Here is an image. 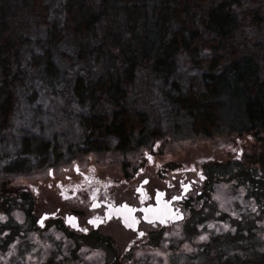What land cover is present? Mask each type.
Segmentation results:
<instances>
[{"label": "trees", "instance_id": "trees-1", "mask_svg": "<svg viewBox=\"0 0 264 264\" xmlns=\"http://www.w3.org/2000/svg\"><path fill=\"white\" fill-rule=\"evenodd\" d=\"M181 128L264 136V0H0V175Z\"/></svg>", "mask_w": 264, "mask_h": 264}, {"label": "rangeland", "instance_id": "rangeland-1", "mask_svg": "<svg viewBox=\"0 0 264 264\" xmlns=\"http://www.w3.org/2000/svg\"><path fill=\"white\" fill-rule=\"evenodd\" d=\"M43 105L45 109L55 110L67 104L62 97L58 99L49 97L45 103L43 102ZM155 140L151 141V143L147 141L148 146L146 143L144 148L137 150L113 148L109 151L106 150V152H90L79 157L75 156L77 160L69 163L60 164V161H54L38 172L33 171L32 173L9 176L0 175V192H10L8 196H11V198L16 197L18 194L31 198L30 201L33 202V206L30 207L31 209H28V207L27 211L33 213L32 216L42 211H51L57 207H63L66 202L60 200V188L55 184L54 178L62 180V186L68 182L74 183L78 180L74 175L76 166L80 171L86 172L88 177L94 182L101 183L107 189L110 187L113 196L119 197L120 194L131 196L134 193L137 182L140 180L136 175L138 164L145 158L143 153L146 151L152 153L151 150L155 148L157 154H154V164L150 165L147 161L144 163V176H150L153 183L156 182V166L163 159L168 160L169 177L176 168L183 167L187 169L192 166L197 168L210 166L214 170L217 169V175L222 174L221 179L217 178V185L214 191L204 195L207 199H210L209 209L206 210L201 207L191 210L189 220L199 222L200 231L195 234L193 233L196 231L195 227H190L187 224L184 226L186 240L180 247V257L187 255L189 257L193 251L197 250L195 243L205 239L204 235L199 236V234L207 232L206 228L209 225L203 221L201 222L200 219L202 215H206L209 222L213 220L215 218V205H217L220 208V211H217L219 214L217 217L218 222L221 221L223 223V218H228L225 224L214 226L216 230L220 231V233H217V238H225V236H222L225 229L228 230L226 234L229 235L227 241H230L227 246L221 247L220 250H224L225 254L231 251L235 258L232 264H263L264 136L254 134H218L204 137L188 134L181 128V130H176L174 134L169 133V135L166 134ZM86 167L91 171L86 170ZM225 169H228L227 178H225ZM235 169L237 170L235 171ZM49 170H52V177L49 176ZM66 176H70L69 181L65 180ZM85 193L84 190H80L77 192V196L85 197ZM212 198L216 199V204L212 202ZM7 202H12V199L7 200ZM2 209L3 202L0 201V212H3ZM10 209H8L10 213L0 215V222H3V228L5 232L9 233V235L2 234L3 237L0 238V244L13 234H16L22 228L20 224L28 223L31 218L28 214L26 215L25 210L14 207ZM223 211H227L229 215L223 213ZM31 213L29 214L31 215ZM110 231L113 232V237L115 238V240L113 239L115 241L114 246L117 248L118 254H123L126 241L125 235L116 226H111ZM201 237H204V239H201ZM40 245L42 243L33 245L21 242L16 247L10 246L5 249L3 263L0 264H19L18 260L20 259H23L20 264H37V262H31L40 256H51V259L58 258L57 249H53L50 252L45 247H40ZM211 248L213 249L214 246L205 245L201 248L202 253L200 256L202 259L200 264H209L208 262L211 259L209 250ZM215 248L217 252L218 247L215 246ZM226 248H229V250H226ZM240 251L244 253L245 261H241L239 259L240 256L236 258L237 255H240ZM147 252L152 256H146L145 251L137 249L136 260L132 263L126 262L123 264H153L152 261H157V264H161L158 261L161 254L160 250L147 249ZM88 257V263L86 264H99L101 262L96 255L91 254ZM109 258L110 253L108 252L106 260ZM38 260L43 261V259ZM150 260L152 261L150 262ZM217 261L219 262L218 264H225V260L218 257ZM109 263L106 262V264Z\"/></svg>", "mask_w": 264, "mask_h": 264}, {"label": "flooded vegetation", "instance_id": "flooded-vegetation-1", "mask_svg": "<svg viewBox=\"0 0 264 264\" xmlns=\"http://www.w3.org/2000/svg\"><path fill=\"white\" fill-rule=\"evenodd\" d=\"M144 146L146 144L137 149L144 148ZM90 152L101 151L78 152L71 158L60 161V164L77 160L75 156L79 157ZM151 152L143 153L145 158L138 164L136 175L140 180L131 196L123 194H120L119 197L113 196L110 187L107 189L101 183L94 182L86 172L80 171L75 166L74 175L78 180L74 183L68 182L62 186L61 182L63 181L54 178L55 184L60 188V200L66 202L63 207H57L51 211H42L32 216L33 213L27 211L33 206V202L30 201L31 198L18 197L14 199L19 203L30 202L29 206L26 205L25 207L17 204L13 206L3 204V212H0V215H5L9 212L8 209L11 210L10 208L14 207L25 210L26 215L28 214L31 218L28 223L20 224L22 228L20 227L21 229L16 234L0 244V253L2 254L0 263H3V253H5L6 248L16 247L21 242H27L33 245L42 243L40 247H45L50 252L57 249L59 254L57 259H51V256H40L31 262H37V264H86L89 259L88 255L91 254L100 258L99 264H106V262H110L109 264L132 263L136 260L137 249L145 251L146 256H152L147 252V249L160 250L161 254L158 261L161 264H200L202 259L200 256L201 248L205 245L214 246L213 249L209 250L211 259L208 263L218 264L217 257L224 251L220 250L221 247L227 246L230 241H227L229 235L226 234L228 230L225 229L222 234L225 238H217V233L220 231L216 230L214 226L223 225L228 220V218H223V223L218 222L219 214L217 211H220V208L217 205L214 209L215 218L213 220L215 225L213 220L210 222L207 220L206 215H202L200 219L201 222L203 221L209 226L206 228L207 232L199 234V236L204 235L205 239L195 243L197 250L193 251L189 257H187L188 255L180 257V247L186 240L184 227L186 224L195 227L196 231L193 233L197 234L200 231L199 222L189 220L190 212L201 207L206 210L209 209L210 199L204 195L214 191L217 178L221 179L222 174L217 175V169L214 170L210 166L198 168L192 166L187 169L176 168L169 177L168 160L163 159L156 166V182L153 183L150 176H144V163L147 161L150 165L154 164V154H157L155 148ZM86 170L91 171L88 168ZM227 171L228 169H225V178H227ZM49 176H53L52 170H49ZM144 179H146L145 184L139 188L138 186ZM65 180L69 181L70 176H66ZM185 189L186 192L183 193ZM80 190L86 192L85 197L77 196V192ZM158 192L163 194L159 198L157 197ZM174 197L179 198L174 199ZM215 200L212 198V202L216 204ZM124 205H127L132 211L123 208ZM145 210H147L148 215H145ZM223 213H227V211H223ZM181 215L182 217L178 218ZM42 218L43 224L40 223ZM147 218L151 219L148 220ZM111 226H116L126 237L123 254H118V250L114 246L115 241L113 239L115 240V238L113 232L110 231ZM2 234L9 235L3 228V222H0V238L3 237ZM215 246L218 247L217 252ZM227 249L229 250V248ZM108 252L110 258L106 260ZM38 259H43V261ZM227 259L225 257V262ZM22 261L23 259L18 260L19 264ZM152 263L157 264V261H152Z\"/></svg>", "mask_w": 264, "mask_h": 264}, {"label": "snow or ice", "instance_id": "snow-or-ice-1", "mask_svg": "<svg viewBox=\"0 0 264 264\" xmlns=\"http://www.w3.org/2000/svg\"><path fill=\"white\" fill-rule=\"evenodd\" d=\"M163 195L162 193H157V197L159 198V196ZM179 197H174V199H178ZM123 208L127 209L128 211H132V209L128 208L127 205L122 206ZM41 224H43V218L40 221ZM89 223H92V221H89ZM201 239H204V237H201Z\"/></svg>", "mask_w": 264, "mask_h": 264}, {"label": "water", "instance_id": "water-1", "mask_svg": "<svg viewBox=\"0 0 264 264\" xmlns=\"http://www.w3.org/2000/svg\"><path fill=\"white\" fill-rule=\"evenodd\" d=\"M145 182H146V179H144V180L141 182V185H142V184H145ZM141 185L139 186V188H141ZM185 192H186V189L183 191V193H185ZM120 209H121V208H120ZM120 209H119V210H120ZM146 211H147V210H145V215H148V213H146ZM181 217H182V215H181V216H178V218H181ZM147 219L149 220V219H151V218H147ZM124 221H125V220H124Z\"/></svg>", "mask_w": 264, "mask_h": 264}]
</instances>
